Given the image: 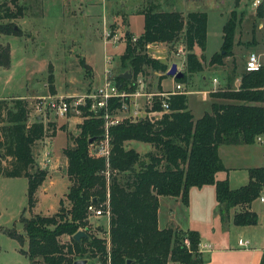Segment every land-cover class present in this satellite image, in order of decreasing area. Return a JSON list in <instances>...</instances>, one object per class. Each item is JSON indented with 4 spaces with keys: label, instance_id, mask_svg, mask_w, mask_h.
I'll use <instances>...</instances> for the list:
<instances>
[{
    "label": "trees",
    "instance_id": "trees-1",
    "mask_svg": "<svg viewBox=\"0 0 264 264\" xmlns=\"http://www.w3.org/2000/svg\"><path fill=\"white\" fill-rule=\"evenodd\" d=\"M240 0H235L236 5ZM18 0L0 2V33L21 35L12 19L25 15ZM143 31L127 42L120 62L131 71V77L115 75L116 83L128 92L138 89L139 73L146 75L149 68L160 72L156 90L162 91L160 80L166 77L168 65L147 51L148 44L174 42L181 36L185 46L183 75L175 81L185 83L187 75L203 69L201 58L194 52L198 46L204 50L207 37V13L189 11H155L152 5L143 10ZM262 9H257V17ZM241 21L235 10L222 27L221 51L214 53L210 62L222 64L232 54L234 32ZM9 45H0V66L9 67ZM47 81L54 93V74L49 65ZM212 97L237 103L211 104V112L197 119L187 104L186 93L171 94L166 98L167 110L155 99L147 112L162 111L158 118L148 115L123 119L109 129L110 151L108 158L91 152L93 143L103 135V119L86 112L89 117L79 125V133L72 136L63 154L67 159L66 174L69 181L63 206L51 215L32 213L38 203L37 189L47 178L48 171L40 167L33 155L36 142L42 140L50 128L39 116L29 120L30 107L26 98H0V175L27 178V205L20 216L23 234L8 231L21 245V252L29 264H73L77 259L96 258L99 264H202L206 257L200 250V233L195 229H181L170 225L158 227L160 195L180 196L184 205L189 201V189L213 185L218 214L224 221L231 208L238 207L232 216L236 226L256 225L258 215L250 204L259 197L264 187V166L248 169V182L235 189L227 178L216 179L219 171H227L219 154V145L251 144L256 136L264 134V68L241 74L237 89L228 87L210 93ZM118 98L109 102L110 108L121 105ZM52 132L51 135H54ZM89 139H92L89 142ZM128 140L149 143L152 150L140 154L125 147ZM109 175L106 176L105 172ZM108 229L104 237L92 230L87 206L93 204L106 211ZM28 211L29 216H24ZM82 229L87 237L79 240L72 235ZM101 231L99 227L96 229ZM69 236L61 242V236ZM129 260V263L127 262ZM259 264H264V250Z\"/></svg>",
    "mask_w": 264,
    "mask_h": 264
},
{
    "label": "rangeland",
    "instance_id": "rangeland-1",
    "mask_svg": "<svg viewBox=\"0 0 264 264\" xmlns=\"http://www.w3.org/2000/svg\"><path fill=\"white\" fill-rule=\"evenodd\" d=\"M2 1L0 0V2ZM18 1L25 8V15L12 19L11 22L21 29V35L0 33V45L8 44L10 49L9 67L0 66V98H26L30 107L29 120L32 121L36 116H39L44 125L50 128L46 134V137H49L48 141L51 138L50 134L52 132L56 133L57 130H62L68 133V142L72 144V136H76L79 133L80 123L89 117V115H86L88 111L87 106L79 105L77 107L78 111L72 110L67 115L60 117L48 108L37 111L36 105L41 101H45L44 99L50 96H69L73 100H79V98L90 93L102 83L104 68L110 70L114 79L116 74L128 70L129 68H124L120 62V56L127 42L125 34H129L132 37V41H135L140 35L144 25L142 12L149 5H152L155 11H180L184 16L189 11H205L207 13L208 37L204 50L198 49L200 50L198 56L207 67L203 74L206 75V85L210 87L216 86L212 82L213 77H217L222 81V77L226 76L225 78L230 81L235 73L231 65L223 68L224 70L222 71V68L211 67L215 63H211L210 60L206 62V58H210L218 49L222 25L227 21L232 10H235L237 18L241 17V21L235 27L233 44V46H238V50H240L238 53V63L236 64L239 67L240 74L246 72L245 61L250 51L262 52V48L257 45L260 41V32L257 30L259 20L256 19L255 13H252V9L250 8L251 0H240L237 5L235 0ZM8 22L7 19L0 20V24L2 25ZM104 30L109 35L105 36ZM104 38H106L107 43H105ZM156 43L160 46H165H146L149 54L161 55L159 60L167 64L168 67L176 63L180 70L186 55L181 36L174 42ZM179 48H182V51L177 53ZM109 57H111V61L106 62V59H109ZM49 65L52 66L54 74V93L49 90V83L47 81ZM145 71L147 78L144 75L146 82V87L144 88L156 90L151 85L150 80L151 78L153 79V76L150 75L152 72L158 74L160 72L149 68ZM182 71H184V68ZM99 75L100 79L101 77L102 79L101 81L99 80L100 83L98 84ZM201 76L202 73L198 72L187 75V88L194 91L188 95V103L196 117L204 109H209L211 101L210 99H201V91L198 90L202 86L197 82V80L200 81ZM171 84L170 77L164 81L165 88H170ZM141 101V99L138 100L139 103ZM134 102L137 103L136 101L129 102L130 112L133 110V106L130 109V105H133ZM141 108L140 106L138 115L145 116L147 114L146 100L143 103V109ZM125 114L126 112L124 111L120 112V116H124ZM155 117L159 116L156 115ZM98 141L93 143V148ZM65 142L66 137L64 133L59 132L52 144L54 151H52L49 143L45 147L42 146L43 143L41 141L36 142L33 147V155L39 166L41 165L38 161L44 163L45 152L51 150V154L47 162L49 178H46L47 180L43 183V186L37 189L36 194L39 200L33 208L32 213L37 212L51 215L60 209L58 196L66 191L67 183H69L63 156L58 153ZM131 144L137 150L149 145L148 143L136 140H131ZM220 146V155L223 161L226 165L235 167L238 170L242 169V167L244 168L243 165L245 164L255 165V163H258L247 161L246 155L251 151H256L262 155V148H264V145L258 143L256 140L253 145L249 146ZM143 151L140 154L146 153ZM241 151L243 152L239 156H236V152L240 153ZM54 164L55 166L58 164L55 172L54 170L51 171V167ZM63 167L66 175L60 174ZM238 175L242 174L235 172L232 176L237 179ZM52 180H55L54 186L49 185ZM234 183L232 181V185H235ZM238 185L231 188L235 189L239 187ZM46 187L48 188L45 189ZM214 189L213 185H208L202 192L194 188L188 211L183 206L176 207L173 214L174 224H168V226L179 225L178 227L182 229H195L204 238H211L210 234L217 241L216 243H221L220 240L224 241L225 239V245L230 248L228 254L231 264H259L264 250V218L255 227L254 233L250 236L247 235V232L246 234H240L241 231L238 230L241 228L231 222L225 220L219 223L217 217L219 216V204L216 201V197H212L210 192ZM196 192H198V196H196ZM261 193L264 194V191L262 190ZM26 194V177L0 175V264H29V259L21 252V249H26L27 244L21 245L16 239L8 235V231L11 230L23 234L20 216L27 205ZM60 199L63 200L64 207L69 206V202L65 197ZM253 205L259 211H264V203L259 198L254 201ZM161 208L162 214H166L164 204ZM29 215L28 211L24 213L26 217ZM89 222L93 232L101 237L106 236L105 231L108 229V225H106L107 219L105 216H90ZM97 227L101 229L100 232L96 230ZM239 235H242V239L247 241L245 248L238 249L237 247ZM68 240L69 236L64 235L60 237L61 242H67ZM87 264H99V261L96 258H88Z\"/></svg>",
    "mask_w": 264,
    "mask_h": 264
},
{
    "label": "crops",
    "instance_id": "crops-1",
    "mask_svg": "<svg viewBox=\"0 0 264 264\" xmlns=\"http://www.w3.org/2000/svg\"><path fill=\"white\" fill-rule=\"evenodd\" d=\"M250 8L252 9V13H255V17H256V19H258L257 18V12L253 9V7L251 6V4H250ZM258 24V23H257ZM224 25V24H223ZM223 25H222V27H223ZM207 30H208V17H207ZM257 30H258V28H257ZM143 31V30H142ZM258 32H260L259 30H258ZM207 37H208V31H207ZM222 34H223V32H222V28H221V37H220V45H219V47H218V49L214 52V53H218V52H220L221 51V44H222ZM260 35V41H259V43H257V45H259V47H261L262 48V50H263V45H262V36H261V33H259ZM207 37H206V41H207ZM163 43V42H162ZM159 44L158 43H152V44H150V47H157ZM163 46H165V45H159V47H163ZM206 46V45H205ZM260 48V49H261ZM162 49V48H161ZM198 49H200L198 46H195L194 47V52L197 54V55H199V51L201 50H198ZM202 51V50H201ZM239 51L240 50H238V46H233L232 47V54H230V55H228V56H225L224 58H223V63L222 64H213L211 67H214V68H217V67H219V68H222V71L224 70L223 68H227L228 67V65H231L232 66V68L235 70V73H234V76L232 77V79L230 80V81H228L227 80V78H225L226 76H224V77H222V81L221 80H219L217 77H213L212 78V82L213 83H215L216 84V86L214 85V86H212V87H210L209 85H206V83H207V79H206V75L205 74H203L204 73V71L207 69V67L203 64V69H202V71H200V72H198V73H202V76H201V79H200V81L199 80H197V82H198V84L200 85V86H202L201 87V89L200 90H198V91H201V95H202V97H201V99L202 100H211L210 101V105H209V109H204L203 111H202V113L198 116V117H196L195 115H194V113H193V109L190 107V105H189V103H188V101H187V104H188V108L191 110V112H192V114H193V116H194V119H197V118H199V117H201L202 115H203V113H205V112H211V104L213 103V102H217V103H237V102H234V100H230V99H224V98H216V97H212L211 95H210V93L211 92H213V91H217V90H224V89H226V88H228V87H231L232 89H237L238 87H239V85H240V76H241V74H240V70H239V67H237V63H238V58H239ZM160 52V51H159ZM163 52V51H162ZM251 52V51H250ZM254 52H256V51H254ZM213 53V54H214ZM212 54V55H213ZM250 54V53H249ZM248 54V55H249ZM211 55V56H212ZM248 55H247V57H248ZM151 56L152 57H154V58H157V59H159V58H161V55H152L151 54ZM211 56H210V58H211ZM247 57H246V60H247ZM210 58H206V62H208L209 60H210ZM185 59V58H184ZM246 62V61H245ZM176 64V63H175ZM176 66H177V64H176ZM91 67V66H90ZM170 67V66H169ZM168 67V68H169ZM183 68H184V61H183V63H182V68L179 70L178 69V66H177V69L179 70V71H181V72H183L182 70H183ZM208 68H210V67H208ZM185 69V68H184ZM196 73V72H195ZM194 74V73H193ZM240 74V75H239ZM160 75V73L158 74V73H156V72H152V74L150 75V76H153V79L151 78V80H150V82H151V85H153L154 86V88L156 89V87H157V82H158V76ZM167 75V74H166ZM189 75H192V74H189ZM103 76V75H102ZM146 76V78H147V75H145ZM170 77V79H171V82H172V84H171V86H170V88H165L164 87V81L165 80H167L168 78ZM101 79H102V77H101ZM101 79H100V75H99V77H98V84L100 83V81H101ZM100 80V81H99ZM188 82V80L185 82V83H180L181 85H182V87H183V89H184V91L186 92V94H187V99H188V95L189 94H191V92H194L193 90H189V88H187V83ZM177 83H179V82H177V81H175V78L173 77V76H170V75H167L166 77H164V78H162L161 80H160V85H161V88H162V91H167V92H171V93H173L174 92V87H175V85L177 84ZM192 83V82H191ZM97 84V85H98ZM217 86H218V89H217ZM173 94H175V93H173ZM139 99H141L142 101H141V103H139L138 102V100ZM133 101H136L142 108L141 109H143V103H144V101H145V97H143V96H138V97H131L130 98V102L132 103ZM131 106H133V105H130V109H131ZM140 112V111H139ZM147 112V111H146ZM148 113V112H147ZM147 115V114H146ZM143 115H139L138 116V118L139 117H142ZM155 118H157V117H155ZM59 132H63L64 133V135H65V137H66V141H67V132H64V131H62V130H57L56 131V133H54V135H51V138H50V140L48 141V139H49V137H46L45 136V138L43 139V140H40L43 144H42V146H46V145H48L47 143H49V145L52 147V151H54V149H53V146H52V144H53V142L55 141V138H56V136H57V134H59ZM145 143V142H144ZM255 143V142H254ZM254 143H251V144H230V145H234V146H236V147H238V146H242V145H246V146H249V145H253ZM149 144V143H148ZM124 145H125V147H127V148H134V147H132L131 145V140H128V141H125V143H124ZM222 145H226V144H222ZM66 146V142H65V144H63L62 145V147H61V151L60 152H58V153H60L62 156H63V162H64V167H65V169H66V164H67V159H66V157L64 156V154H63V149H64V147ZM221 146L219 145V147H218V154H219V156H220V158H221V160H222V162H223V164H224V166L227 168V171H219V172H217L216 173V175H215V177L216 178H218V179H224V178H227L228 179V181H229V185H230V187H232V186H237V184H239L238 186H241V185H244V184H246L247 182H248V169L249 168H251V167H258V166H264V148H262L263 149V152H262V155L261 154H259L258 152H256V151H254V152H252L251 150H249V151H251V152H248L247 153V155H246V157H247V161H255V162H258V163H255V165H247V164H245V165H243L244 166V168L242 167V169L240 168L239 170L238 169H236L235 167H230V166H228V165H226V163L223 161V159H222V157H221V155H220V148ZM262 147V146H261ZM135 149V148H134ZM136 151H138L139 153L140 152H142L143 150H146V151H143L144 153L145 152H147V151H150V150H152V146L149 144L147 147H145V148H141L140 150H137V149H135ZM57 152V151H56ZM243 151H241L240 153H238V152H236V156H239L241 153H242ZM59 160V159H58ZM38 163L41 165L40 167H42V168H45V169H47V165H43V163H41V162H39L38 161ZM257 164V165H256ZM57 165L58 164H56V166H55V164L51 167V171H53L54 170V172H55V170H56V167H57ZM64 167L62 168V173H60L61 175H64L65 174V170H63L64 169ZM48 170V169H47ZM235 172H240L242 175H238V178L236 179V178H234L232 175H234L235 174ZM55 174V173H54ZM66 175V174H65ZM218 175H220V176H218ZM218 176V177H217ZM47 178H49V175H47ZM47 179H45L44 180V182L43 183H45V181H46ZM232 181L233 182H235L234 184L235 185H232ZM69 182V181H68ZM43 183L40 185V186H43ZM54 184H55V180H52V181H50V183H49V185H53L54 186ZM68 185H69V183H67ZM68 185H67V188H68ZM208 185H203L202 187H191L190 189H189V201H188V204L187 205H184L183 204V202H182V200H181V197L180 196H177V197H173V196H164V195H160L159 197H158V200H159V206H158V227L159 228H165V227H167L168 226V224H174V220H173V214L175 213L174 212V209L176 208V207H180V206H183V207H185V209H186V211H188V207L191 205V200H192V195H193V189L194 188H197V189H199L198 191L200 192H202L204 189H205V187H207ZM49 187V186H48ZM48 187H46L45 189H47ZM233 188V187H232ZM235 188V187H234ZM210 191V190H209ZM66 192H67V189H66V191H64L61 195H59L58 196V202H59V200H60V198H63V197H65V194H66ZM211 192V196L212 197H214L215 198V189L214 190H211L210 191ZM197 193V195L196 196H198V192H196ZM38 197V196H37ZM38 200H39V198H38ZM256 200V199H255ZM254 200V201H255ZM254 201L250 204V206H249V209L250 210H253V211H255L256 213H257V215H258V223L256 224V225H248V226H237V227H240L241 229L240 230H238V231H241L240 232V234H243V233H245L246 234V232H247V235H252L253 233H254V231H255V227L256 226H258L260 223H261V221H262V219L264 218V211H259V209L258 208H256L254 205H253V203H254ZM164 204V210H166V214L164 213V214H162V205ZM37 205V204H36ZM237 210H239V208L238 207H235V208H231L230 210H229V213H228V215H227V217L225 218V220L226 221H228V222H231V223H233L232 222V216H233V213L235 212V211H237ZM37 213V212H36ZM219 215V214H218ZM163 216V217H162ZM106 217V219H107V222H106V225H108V217L107 216H105ZM218 217V222L219 223H222L223 221H221V219H220V217L219 216H217ZM224 220V221H225ZM175 226H179V225H175ZM228 227H229V225H228ZM182 229V228H181ZM188 229V228H187ZM209 236L211 237V238H204L203 236L201 237V235H200V250L203 252V254H204V256L206 257V261L204 262V263H202V264H231V262L229 261V254H228V252L230 251V248L229 247H227L226 245H225V239H224V241H222V240H220L221 241V243H216L217 241H215L214 240V238H212V235H210L209 234ZM242 235H239L238 236V239H237V247H238V249H241V248H245L246 246H240V245H238V240L239 239H242V237H241ZM243 240V239H242ZM246 241V240H245Z\"/></svg>",
    "mask_w": 264,
    "mask_h": 264
},
{
    "label": "built area",
    "instance_id": "built-area-1",
    "mask_svg": "<svg viewBox=\"0 0 264 264\" xmlns=\"http://www.w3.org/2000/svg\"><path fill=\"white\" fill-rule=\"evenodd\" d=\"M251 6L257 12L258 8L262 9V14L260 17H257L258 22V30L262 36V45L263 50L262 52H250L247 57L245 63V70L246 71H257L261 68H264V0H251ZM106 30H104L105 32ZM109 35L108 33L105 36ZM105 43H107L106 38H104ZM150 45H147L149 47ZM182 48L178 49L177 53H180ZM263 59L261 60V58ZM111 57L106 59V62H110ZM263 61V62H262ZM138 84V89L135 92H128L124 88H121L116 81L114 80L111 72L108 68H104V76L102 83L99 84L94 90L90 93L85 94L79 98V100H73L69 96H50L45 101H41L36 105V110L40 111L41 109H50L56 115L63 117L68 114V112L74 110L78 111L77 107L79 105L87 106V110L92 113L93 116L99 117L103 119V135L99 139L98 143L93 147H91V152L93 149L92 154L108 158L109 151H110V134L109 129L112 125H115L121 122L123 119H132L135 120L138 118V112L140 110V105L138 103H133V110L132 112L129 111V102L131 97H138L143 96L147 102V107L151 108L155 99L160 100L161 106L167 110L168 103L166 102V98L173 94V93H186L180 83H177L174 87V92H167V91H158V90H147L145 77L143 74L139 73L136 79ZM113 98H118L121 101V105L119 107L113 108L111 110L109 106V102ZM82 101V102H81ZM126 112L124 116H120V112ZM147 111V109H146ZM162 111H151L148 112L147 115L151 118H155L156 115L160 117ZM158 118V117H157ZM255 140L264 145V134H260L256 136ZM95 150V151H94ZM51 154V150H47L45 152V159L43 165H47L49 161V155ZM105 175L108 176L109 172L106 171ZM264 191V187L262 189ZM261 202L264 203V194L258 197ZM87 211L90 216L99 217V216H107L109 214L108 205L106 203V211L103 212L101 207H96L93 204H89L87 206ZM82 230V229H79ZM247 241L239 239L238 245L246 246Z\"/></svg>",
    "mask_w": 264,
    "mask_h": 264
},
{
    "label": "water",
    "instance_id": "water-1",
    "mask_svg": "<svg viewBox=\"0 0 264 264\" xmlns=\"http://www.w3.org/2000/svg\"><path fill=\"white\" fill-rule=\"evenodd\" d=\"M17 26H15L16 28ZM167 75H170V76H173L174 78L177 77H181L183 75V72L179 71L177 69V66L175 63L171 64L170 67L168 68L167 72H166ZM122 77H125V78H130L131 77V71L130 69L126 70L125 72H123L121 74ZM92 139H89V142H91ZM95 151V150H94ZM87 237L86 233L83 231V230H78L76 231L72 237L73 239L75 240H79L81 237ZM129 263V260L127 261ZM73 264H87V260L86 259H77L73 262Z\"/></svg>",
    "mask_w": 264,
    "mask_h": 264
}]
</instances>
